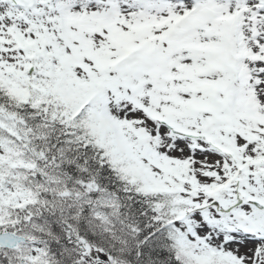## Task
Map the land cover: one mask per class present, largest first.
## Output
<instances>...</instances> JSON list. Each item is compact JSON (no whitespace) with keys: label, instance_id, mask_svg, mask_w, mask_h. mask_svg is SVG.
I'll return each instance as SVG.
<instances>
[{"label":"snow or ice","instance_id":"obj_1","mask_svg":"<svg viewBox=\"0 0 264 264\" xmlns=\"http://www.w3.org/2000/svg\"><path fill=\"white\" fill-rule=\"evenodd\" d=\"M0 264H264V0H0Z\"/></svg>","mask_w":264,"mask_h":264}]
</instances>
